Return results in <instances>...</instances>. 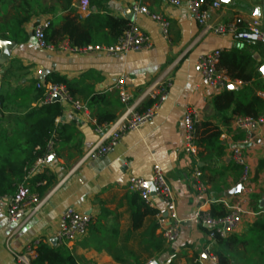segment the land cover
<instances>
[{"label":"crops","instance_id":"crops-1","mask_svg":"<svg viewBox=\"0 0 264 264\" xmlns=\"http://www.w3.org/2000/svg\"><path fill=\"white\" fill-rule=\"evenodd\" d=\"M26 1L32 16L21 28L28 40L13 42L16 47L10 58L0 65V95L5 100L4 109L0 108V130L5 132V146L37 118L29 114L39 106L34 88L39 71L44 75L41 79L58 74L80 83V89L90 92L88 98L96 96L98 101L89 104L86 94L76 93V100L88 108V115L61 102L64 114L58 126L62 134L55 142L54 156L48 160L46 184L37 188L45 199L44 205L20 225L8 224V203L0 205V264H17L13 252H24L33 240L50 248L58 247L56 234L68 208L93 219L88 235L67 247L75 264H215L210 256L224 257L226 264H264V128L248 141L246 132L223 124L224 114L213 106L219 93L201 86L198 68L202 55L244 45L228 37L204 34L188 10V0L179 8L170 7L163 0H88L91 14L82 20L93 14L127 20L149 36L150 49L117 57L43 50L33 36L34 25L43 20L53 24L71 11L78 12L83 0H71L70 9L69 0ZM206 1L209 5L216 1L222 4L219 9H210L211 25L227 24L236 16L250 22L256 9H263L261 0ZM19 4L21 0H0V31L6 36L8 32L2 29L16 16ZM135 5L165 18L170 23L168 37L150 16L137 14ZM123 75L127 77L126 88L134 97L132 111L149 110L155 104L153 96L169 83L167 99L155 117L139 130L128 132L112 152L101 158L88 157L92 149L103 143L95 132L96 116L114 117L113 122L102 124L109 129L127 112L113 89ZM234 85L237 89L242 87ZM258 95L263 96L259 92ZM188 109L200 114V131L203 123L220 126L223 156L209 157L205 152L191 157L184 153L183 119ZM236 147L242 151L249 177L243 184V193L228 198L226 194L242 184L243 168L233 156ZM156 163L173 190L178 217L183 221L180 236L173 243L163 239L158 225V215L167 216L163 203L155 201L151 208L155 214L145 213L138 224L134 222L135 215L147 211L139 210L140 202L135 200L136 194L128 191V181L131 177L151 180ZM195 165L203 173V195L191 181ZM238 199L243 200L241 223L227 239L211 241L209 229L194 220V215L197 211L225 215L227 209L221 202ZM161 241L163 251H158L155 245Z\"/></svg>","mask_w":264,"mask_h":264},{"label":"built area","instance_id":"built-area-1","mask_svg":"<svg viewBox=\"0 0 264 264\" xmlns=\"http://www.w3.org/2000/svg\"><path fill=\"white\" fill-rule=\"evenodd\" d=\"M170 7L179 8L183 5L184 0H163ZM222 4L216 1L208 4L206 0H188V10L202 28L204 34L212 33L218 37H228L237 43L248 46H264V14L253 15L250 22H246L243 17L236 16L232 21L223 25H211L209 22L210 9H219ZM134 11L139 15L150 16L153 21L161 27L165 37L169 35L170 23L158 15H151L149 11L140 5H135ZM78 14L81 19L91 14L90 4L88 0L81 1L78 7ZM51 27L50 20H43L36 23L32 29L33 36L38 46L43 50L70 52L73 54H103L106 57H117L131 52H141L151 47L149 36L139 29L135 24H131L130 28L118 39L112 46L96 45L86 46L82 48L72 47L69 42L64 41L58 46L50 45L46 42L45 33ZM225 49H217L205 55H202L198 61V68L201 75V86L220 93L228 85L240 84L241 82L232 83L230 78L223 72L219 71L221 55ZM39 81L36 83L37 89H43L45 94L43 99L38 103L39 106L53 103V100L59 97L60 102L70 103L75 111L88 115V108L79 101L73 100L68 94L66 88L62 85L46 84L43 72H38ZM169 83L163 85L153 96L155 104L145 112L132 111L130 104L133 95L127 90V77L123 75L114 85L113 89L119 93L120 101L128 109L126 114L116 122L113 127L106 129L104 125H99L96 121L95 132L101 135L102 144L92 149L88 153V157L101 158L112 152L120 143L121 139L130 131L139 130L149 120L155 117L166 101L168 95ZM199 89L198 86L195 87ZM1 108V104H0ZM183 123L185 126V136L183 141L184 153L191 157L199 156V148L196 144V130L200 123V114L194 109H188L185 113ZM60 124V119L56 121ZM233 130L244 131L247 133V139L258 135L264 128V116L250 117L239 116L231 122L230 126ZM55 142L48 144L49 153L45 157L38 158L32 165L25 169V176L19 185L16 193L12 196L0 198V205L7 201V222L8 224H23L32 219L44 205L45 199L37 192V188L46 184L44 175L47 170L49 157L54 156ZM235 162L243 168V176L241 183L248 182L249 168L243 157L239 147L233 150ZM203 173L201 169L195 165L191 175V181L196 191L203 195L206 187L203 182ZM152 183L155 189L153 196L148 188V184ZM127 189L129 192L136 194L150 208L155 207V201H159L165 205L167 216L158 215V225L161 230L163 239L166 242L173 243L180 236L183 221L179 219L176 199L173 190L169 186L162 167L156 163L153 165L152 178L146 180L138 177H131L128 181ZM251 190L249 189V192ZM227 209V214L221 218H214L208 212L197 211L194 220L200 222L209 229L208 237L211 241L227 239L238 227L242 221L244 214L243 200L238 199L235 202H221ZM93 219L90 215L81 214L73 208H68L61 216L60 228L56 234V243L59 246L68 247L71 244L85 238L92 226ZM40 240H33L28 243L24 252L13 255L17 264H36L38 261V248ZM210 260L218 264L219 259L216 256H210Z\"/></svg>","mask_w":264,"mask_h":264},{"label":"trees","instance_id":"trees-1","mask_svg":"<svg viewBox=\"0 0 264 264\" xmlns=\"http://www.w3.org/2000/svg\"><path fill=\"white\" fill-rule=\"evenodd\" d=\"M71 8V0H69ZM26 0L16 8L17 14L2 29L8 32V36L1 33L0 37L11 42H26L28 35L22 30V26L31 19V13L27 11ZM263 4V0H261ZM61 22L60 25L58 23ZM131 23L127 20L117 19L109 14H93L87 20L80 19L77 11L71 13L51 24L45 33L46 42L58 46L64 41L72 47L82 48L86 46L103 45L112 46L127 31ZM3 34V35H2ZM258 54L261 61L255 54ZM264 65V46L244 45L230 50H225L221 55L219 71L227 75L232 83L241 82L242 87L237 90L226 88L213 99L214 109L224 114L222 123L225 125L239 116L260 117L264 116V77L260 68ZM46 84L62 85L66 88L70 97L76 100V93L86 94L90 92L80 89V83L69 81L58 74L47 76ZM36 90V101L39 103L44 97V90ZM258 92L263 96H259ZM98 97L93 96L87 103L97 102ZM5 100L0 95L1 109H4ZM64 114V107L61 102L38 106L33 109L29 116H36L34 120L21 134L13 137L11 144L5 146V132L0 130V198L12 196L16 193L19 185L25 176V169L32 165L38 158L45 157L48 153V144L56 140L62 134L56 121ZM99 125L105 122H113L114 117L97 115ZM221 129L219 125L203 123L202 130L198 126L196 130V144L199 155L208 153L209 157H221L225 153L221 141ZM135 200L139 203V210L146 209L147 212L134 216L135 225L138 224L145 213L155 214V211L148 207L138 195ZM215 211L219 209L215 208ZM214 218L224 217V212L218 215L211 214ZM158 251H163V241L157 243ZM38 261L36 264H75V259L66 246L50 248L40 245L38 248ZM221 264H226L224 257H219Z\"/></svg>","mask_w":264,"mask_h":264},{"label":"water","instance_id":"water-1","mask_svg":"<svg viewBox=\"0 0 264 264\" xmlns=\"http://www.w3.org/2000/svg\"><path fill=\"white\" fill-rule=\"evenodd\" d=\"M261 11H263V14H264V0H263V9H260V8H257L256 9V15L257 16H260L261 15ZM16 47V44L11 42V41H7V40H2L0 39V50H1V55H0V65H4L5 62L10 58V55H11V51ZM258 56V54H257ZM259 57V56H258ZM259 61H261V59H258ZM261 68H264V65L261 67ZM260 68V69H261ZM261 72V71H260ZM261 74L263 75L264 77V73L261 72ZM229 90H236V86L233 85L232 88H229ZM57 102H60V99L59 97L55 98L53 100V103H57ZM148 188L151 192V194L154 196L155 195V189H154V186L152 183H149L148 184ZM244 191V186L243 184H240L238 185L237 187H235L234 189H232L230 192H228L226 194V197L228 198H231L232 196L234 195H237V194H242ZM150 264H158L157 262H152Z\"/></svg>","mask_w":264,"mask_h":264},{"label":"snow or ice","instance_id":"snow-or-ice-1","mask_svg":"<svg viewBox=\"0 0 264 264\" xmlns=\"http://www.w3.org/2000/svg\"><path fill=\"white\" fill-rule=\"evenodd\" d=\"M224 2H225V3H227V2H228V0H224ZM260 71H261L262 73H264V68H261V69H260ZM228 87H229V88H232V87H233V85H228Z\"/></svg>","mask_w":264,"mask_h":264}]
</instances>
